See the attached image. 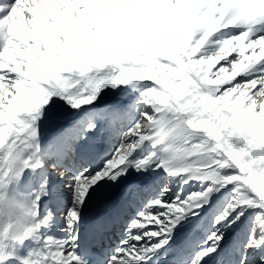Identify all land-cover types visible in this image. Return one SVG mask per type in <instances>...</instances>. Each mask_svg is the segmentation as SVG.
I'll return each mask as SVG.
<instances>
[{
    "label": "snow or ice",
    "instance_id": "1",
    "mask_svg": "<svg viewBox=\"0 0 264 264\" xmlns=\"http://www.w3.org/2000/svg\"><path fill=\"white\" fill-rule=\"evenodd\" d=\"M260 97L264 0L0 4V162L22 157L43 264H264Z\"/></svg>",
    "mask_w": 264,
    "mask_h": 264
},
{
    "label": "clouds",
    "instance_id": "2",
    "mask_svg": "<svg viewBox=\"0 0 264 264\" xmlns=\"http://www.w3.org/2000/svg\"><path fill=\"white\" fill-rule=\"evenodd\" d=\"M260 97L258 99H262ZM20 155L5 153L0 166V264H14V250L36 237L45 222L37 219L34 198L25 192L16 191L10 178L14 169L22 165ZM46 253L30 249L19 264H43Z\"/></svg>",
    "mask_w": 264,
    "mask_h": 264
},
{
    "label": "bare ground",
    "instance_id": "3",
    "mask_svg": "<svg viewBox=\"0 0 264 264\" xmlns=\"http://www.w3.org/2000/svg\"><path fill=\"white\" fill-rule=\"evenodd\" d=\"M8 0H0V4L7 3ZM114 141H111V146L114 147ZM108 144V138H102L99 142H96L95 144V149L97 151H102L106 148ZM14 189L16 191L22 192L24 187H22L20 184H15L13 185ZM117 193L115 191L106 194L105 196H102L98 201L94 202L91 204L88 209H86L85 214H84V221L81 225V228L79 229L81 237H82V243H83V238L88 236L91 238L88 227H89V222L91 221L90 218L88 217L90 214L93 216L100 210H102L103 205L105 204L106 201L113 200L115 199ZM109 238L110 242H107L106 239ZM119 240V232L116 230H110L107 233H105L103 240L100 244H96L94 247V250L96 252H100L102 248H110L114 246ZM32 249V241H26L23 246L19 247L18 249L14 250V254L11 257V259L14 261V264H19V261L24 258L28 251Z\"/></svg>",
    "mask_w": 264,
    "mask_h": 264
},
{
    "label": "rangeland",
    "instance_id": "4",
    "mask_svg": "<svg viewBox=\"0 0 264 264\" xmlns=\"http://www.w3.org/2000/svg\"><path fill=\"white\" fill-rule=\"evenodd\" d=\"M109 97H105V99L103 101H101V103H107L109 101ZM61 127V125L59 124H50L48 126L45 127L44 129V136H45V139L47 140V138L51 137L54 133H56L57 131H59V128ZM101 139H99L97 142H99ZM114 147L116 146V141H114ZM48 171L51 172L54 176H57L59 175V170L57 169H54L51 167V164H49V167H48ZM17 185V183H14L13 185ZM21 185V184H20ZM22 187H24L23 185H21ZM24 192V189L23 191ZM62 215V214H61Z\"/></svg>",
    "mask_w": 264,
    "mask_h": 264
}]
</instances>
